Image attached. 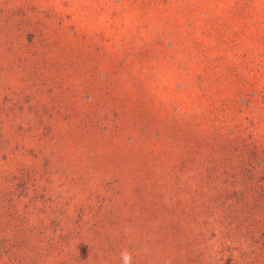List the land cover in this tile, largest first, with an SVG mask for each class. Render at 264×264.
Returning a JSON list of instances; mask_svg holds the SVG:
<instances>
[{"label":"rangeland","instance_id":"obj_1","mask_svg":"<svg viewBox=\"0 0 264 264\" xmlns=\"http://www.w3.org/2000/svg\"><path fill=\"white\" fill-rule=\"evenodd\" d=\"M264 264V0H0V264Z\"/></svg>","mask_w":264,"mask_h":264},{"label":"clouds","instance_id":"obj_2","mask_svg":"<svg viewBox=\"0 0 264 264\" xmlns=\"http://www.w3.org/2000/svg\"><path fill=\"white\" fill-rule=\"evenodd\" d=\"M121 259L123 264H131V256L126 251L121 253Z\"/></svg>","mask_w":264,"mask_h":264}]
</instances>
